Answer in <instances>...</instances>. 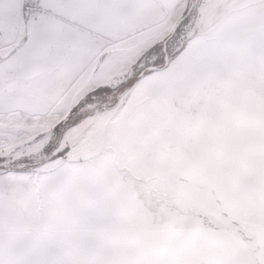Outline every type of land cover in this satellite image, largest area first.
I'll return each mask as SVG.
<instances>
[{
    "label": "snow or ice",
    "instance_id": "snow-or-ice-1",
    "mask_svg": "<svg viewBox=\"0 0 264 264\" xmlns=\"http://www.w3.org/2000/svg\"><path fill=\"white\" fill-rule=\"evenodd\" d=\"M0 264H264V0H0Z\"/></svg>",
    "mask_w": 264,
    "mask_h": 264
}]
</instances>
